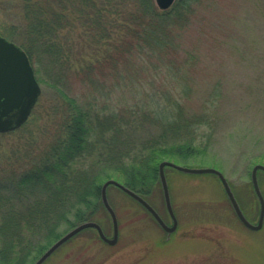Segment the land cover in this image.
I'll use <instances>...</instances> for the list:
<instances>
[{
    "label": "rangeland",
    "instance_id": "rangeland-1",
    "mask_svg": "<svg viewBox=\"0 0 264 264\" xmlns=\"http://www.w3.org/2000/svg\"><path fill=\"white\" fill-rule=\"evenodd\" d=\"M58 1L60 8L65 0ZM153 1L159 11L166 10ZM24 2L0 0V34L20 47L31 37L26 34ZM67 3L69 9L57 12L59 21L63 13L70 21L57 31V63L47 62L44 55L37 62L41 49H34L29 61L39 96L19 127L0 132L1 187L28 172L53 144L66 119L65 95L83 108L90 107L95 123L112 115L120 122L125 109L133 120L136 114L129 108L159 101L180 122L199 119L203 135L198 140L208 143L206 159L220 164L218 170L229 181L243 213L256 223L259 203L250 171L256 163L264 165V0H192L187 8L172 4L158 33L159 43L144 44L130 53L123 40L136 37L135 27L129 25L131 32L124 31L122 13L123 8L134 7L130 0ZM99 20L103 25L111 22L108 32L94 30ZM95 36L101 37L98 42L93 41ZM153 124L147 120L138 130L132 127L131 134L142 139L158 134L162 126L168 131L176 127ZM98 152L82 156L77 164H90ZM209 162L177 164L201 167ZM165 175L177 220L174 230H164L141 205L110 185L106 193L117 218V241L110 245L95 229L85 228L42 264H264V220L258 230L245 227L216 176L175 169ZM258 180L264 196V174ZM150 203L170 226L160 185L155 186ZM96 214L93 221L105 224V234L111 237L108 212L101 208ZM71 228L62 221L56 232L64 234ZM45 234L34 241L44 246L42 251L38 253L39 244L33 247L26 264L56 240Z\"/></svg>",
    "mask_w": 264,
    "mask_h": 264
},
{
    "label": "trees",
    "instance_id": "trees-1",
    "mask_svg": "<svg viewBox=\"0 0 264 264\" xmlns=\"http://www.w3.org/2000/svg\"><path fill=\"white\" fill-rule=\"evenodd\" d=\"M23 1L26 34L31 35L23 44V50L31 59L39 51V46L41 50L37 62L44 55L47 62L57 63L60 50L57 31L70 24L68 13H63L59 21L57 12L59 9H69V0L61 1L60 8L58 0ZM191 1L175 0L173 6L180 3L187 8ZM130 3L134 7L129 10L123 8L122 12L124 31L130 33L129 25L135 27L132 34L136 37L123 40L128 53L135 48H142L144 44L159 43L157 40L161 36L158 33L164 28L172 9L171 6L159 11L153 0H130ZM80 19L83 23V19ZM90 19L94 22V18ZM101 24L100 20L95 22L94 30L108 32L112 27L111 22L108 25ZM127 33H124L126 37ZM100 38L95 36L92 39L98 42ZM64 99L67 103V114L64 113L66 119L61 122L60 132L53 144L28 172L10 178L4 187L0 185V264H26L33 247L39 244H35V240L45 233V236L50 235L54 239L62 235L56 232L62 221L74 227L80 222L94 220L96 212L105 209L100 198V188L106 179L117 180L150 202L155 186L157 188L160 185L158 165L161 161L209 162L206 159L209 155L208 143L198 140L199 135H203L199 119L180 122L170 115L164 103L140 102L137 106L141 109L129 108L131 114H136L133 120H130L126 114L128 109H125L120 122L112 115L111 118L95 123L90 107L83 108L66 95ZM149 105L157 108V111ZM151 112L153 114L149 117ZM147 120L153 125L166 123L176 127L168 131L162 126L158 134L142 139L134 136V132L131 134L132 127L134 131L138 130ZM97 151L90 164H77L82 156L93 155ZM207 164L205 166L221 168L217 161ZM164 169L166 173L174 168L165 166ZM260 174H264V171L258 170L257 175ZM116 189L122 191L118 187ZM69 214H72V220ZM100 225L105 232L106 225ZM43 247L38 248V253Z\"/></svg>",
    "mask_w": 264,
    "mask_h": 264
},
{
    "label": "water",
    "instance_id": "water-1",
    "mask_svg": "<svg viewBox=\"0 0 264 264\" xmlns=\"http://www.w3.org/2000/svg\"><path fill=\"white\" fill-rule=\"evenodd\" d=\"M173 1L174 0H156L157 4L163 9L169 8ZM39 93L40 86L35 78L33 68L26 52L15 42L0 34V132H6L19 127L27 119ZM165 166H170L178 171L190 174H215L219 178L227 198L242 224L253 230H257L262 226L264 219V197L258 184L257 171H264L263 164H254L250 172V180L259 202L257 222L251 223L243 214L227 179L221 171L211 166L189 167L172 161L163 160L158 165V175L165 206L172 219V224L170 226L163 221L156 210L141 195L117 180L109 178L101 185L100 198L112 220V237H107L103 233L101 226L95 221L89 220L81 222L56 239L32 264H42L49 255L58 249L64 242L85 228H95L100 238L108 244L112 245L117 241L118 224L115 212L107 199L106 189L108 185L117 186L127 195L139 202L148 210L164 230L168 232L174 230L177 220L171 206L168 184L164 172Z\"/></svg>",
    "mask_w": 264,
    "mask_h": 264
}]
</instances>
